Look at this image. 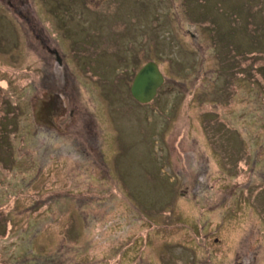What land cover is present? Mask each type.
<instances>
[{"label":"rangeland","instance_id":"374dc122","mask_svg":"<svg viewBox=\"0 0 264 264\" xmlns=\"http://www.w3.org/2000/svg\"><path fill=\"white\" fill-rule=\"evenodd\" d=\"M5 1L0 264H264V69L245 60L264 62V0ZM148 61L164 81L142 104ZM59 79L79 106L62 136L28 119Z\"/></svg>","mask_w":264,"mask_h":264},{"label":"flooded vegetation","instance_id":"af4514ba","mask_svg":"<svg viewBox=\"0 0 264 264\" xmlns=\"http://www.w3.org/2000/svg\"><path fill=\"white\" fill-rule=\"evenodd\" d=\"M15 1L19 0H6V4L8 5L7 7L9 9H13V5ZM23 5V4H22ZM21 3H16V8L19 6H22ZM25 24H28L27 21L23 20ZM28 29V28H27ZM39 42H37V45L42 47L44 50L47 49L49 53H52L53 56H55L57 63L59 64V67L61 65V59L58 56V53L56 50L51 49L49 47L45 46V43L43 41L42 37H38ZM46 47V48H45ZM42 50V49H41ZM60 69V68H59ZM59 71V70H56ZM7 74L11 75V73ZM13 76V75H12ZM61 77V74L56 76V78ZM14 78V76H13ZM8 82V81H7ZM67 80H62L59 79L56 84H54L53 87L49 85H41L39 90H36V93H34L33 96L30 97L29 99V108H30V114L28 119L30 118L31 122L35 127L39 129V131H46L47 133L51 134H57V135H64L69 132L70 129L74 125H76V117H77V111H78V104L77 100L73 97V95H70V91L67 90ZM6 91L9 90L10 86L8 83L5 84L4 87ZM3 90V91H4ZM0 90V98H3V100H0V119H3V122H7L8 119H4V114H7L10 116V118L15 117L16 115H19L20 113L14 111L13 103H11L5 96V92ZM41 91L40 93L37 94V92ZM49 93H54L56 98L59 97L58 100L55 101V99H48ZM38 97V98H37ZM47 97V98H46ZM37 99L41 102H46L41 104V110L40 114L45 117L41 120H43V123L46 124L45 126H38L36 125V119H37V111H35V105L37 104ZM62 103V107L60 109H57L58 104ZM11 103V105L9 104ZM40 119V118H39ZM10 121V120H9ZM12 122V121H10ZM34 132V130H32ZM27 133H30V129L27 131Z\"/></svg>","mask_w":264,"mask_h":264},{"label":"water","instance_id":"95a60500","mask_svg":"<svg viewBox=\"0 0 264 264\" xmlns=\"http://www.w3.org/2000/svg\"><path fill=\"white\" fill-rule=\"evenodd\" d=\"M162 82L163 75L159 72L157 64L148 61L146 65H144L137 71L136 76L131 84V95L136 99L138 103H148L152 98H154L156 91L161 87L160 85L162 84ZM49 98H54L55 101L59 99V97L56 98L54 93H49L48 99ZM41 101L37 99V104L35 105V111H37L36 125L45 126L46 124H44L43 120H41L45 117H43L39 112L41 110V104L46 102ZM60 107H62L61 102L60 104H58L57 109H60Z\"/></svg>","mask_w":264,"mask_h":264},{"label":"trees","instance_id":"16d2710c","mask_svg":"<svg viewBox=\"0 0 264 264\" xmlns=\"http://www.w3.org/2000/svg\"><path fill=\"white\" fill-rule=\"evenodd\" d=\"M18 2H20L21 3V5L22 4H24L25 3V5H26V1L25 0H23V1H21V0H19ZM14 7V9H15V11H17V10H20V9H18V8H16V5H15V3H14V5H13ZM22 18H23V16H22ZM238 49H240L239 47L237 48V50ZM245 55H246V58H245V60L247 61V62H250V66H252V69H255V70H258V71H260V70H263L264 68V62L262 63V62H259L258 60V58H256L255 56H252L250 59H249V57H248V55H247V53H245ZM248 70H249V68H247ZM250 69H251V67H250ZM261 74H263V71H261V73H260V76H261ZM252 79V82H254L253 81V78H251Z\"/></svg>","mask_w":264,"mask_h":264}]
</instances>
